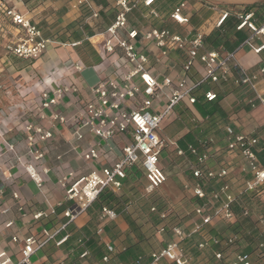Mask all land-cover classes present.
<instances>
[{
	"label": "crops",
	"instance_id": "1",
	"mask_svg": "<svg viewBox=\"0 0 264 264\" xmlns=\"http://www.w3.org/2000/svg\"><path fill=\"white\" fill-rule=\"evenodd\" d=\"M25 1L27 0H7V3L19 14L25 15L34 22L43 38L52 39L54 43L50 44L47 51L37 59H19L0 53V130L3 132V135H0V148L3 147L4 142L12 144L17 156H20L21 162L25 165L28 161L25 126L28 124L41 126L51 131L52 138L38 144V147L45 151L43 166L49 170L46 176L42 175L44 181L41 188L31 181L24 166L17 162L13 154L6 153L1 162L0 186L4 192V199L0 202V209L6 207L10 209L6 214H0V244L13 262H16L20 255L19 248L11 242V237L16 236L23 240L31 235H39L43 229L56 230L67 221L62 213L72 204L65 201L57 179L70 172L76 176H83L92 169L98 170L113 165L119 159L120 149L130 142L127 136L118 135L105 147L103 142L87 132L84 133L83 140L77 142L72 137L71 125L52 124L48 120L37 118V105L41 92L52 90L56 85L76 86L78 91L64 96L58 106L52 110L53 113L61 114L70 120L90 101L92 97L90 90L99 80L119 78L121 75V72L114 67L120 52L103 57L96 44L105 39L106 29L114 20L115 13L111 8L110 0H87L88 5L78 9L72 7L74 0H29L24 3ZM180 1L156 0L154 8L160 14L161 20L151 21V25L159 29L168 28L182 35L187 33L193 35L198 30L205 36L216 27L223 12L240 14L242 4L248 3V1L240 3L236 0H204L213 3L212 11L207 13L200 3L203 0H185L188 4L189 19L194 13L208 16L198 26H194L191 21L179 26L170 20L169 16ZM139 10L143 11L144 8L141 6ZM139 10H135L129 16V22L132 27L141 30L145 22L139 17ZM92 11L98 12V17L87 20ZM263 24L254 27L259 28ZM133 42L148 56L159 79L169 75L173 80L183 77H187L191 82L198 80L201 64L197 62L185 73L182 52L172 51L164 59L160 58L153 44L146 43L140 37ZM263 43V36L254 38L255 47ZM202 53L203 50H200L199 54ZM234 57L233 66L237 69L243 68L249 75L258 73L261 68L264 69V50L255 53L249 46L243 45L236 50ZM155 59L159 60L158 63H155ZM76 63L80 65L81 71L75 70ZM256 84L259 96L264 99V73L259 74ZM230 86L224 87L225 93L219 95L215 103L209 102L204 105L203 110L212 111L211 116L203 117L193 104L183 101L173 108L172 113L164 121L159 136L165 141V147L160 155L159 166L167 178L161 187L152 194H146L144 192L146 180L141 167L132 168L122 189L117 192L129 198L121 214L114 211L115 218L101 220L102 208H97L93 203L75 220L69 222L64 230L59 231L52 242L36 252L31 257L32 264H132L134 259L139 257H142V262H147L151 252L161 249L168 242L161 243V235L164 233L158 231L162 225L159 223L153 227L150 223L155 213V206L158 203L164 206L160 214L161 219L173 216L181 217L182 222H185L189 217H186L187 213L183 214L179 207L190 203L194 219L188 222L192 223L191 226L189 225L191 232L200 222L194 213V208L209 201L223 182L229 184L230 193L234 196L231 207L238 221L243 207L239 197L242 184L250 176L240 173L244 161L237 152L225 149L224 129L229 126L235 132L256 137L258 142L255 153L258 161L263 165L259 157L264 158V103H260L254 94L248 96L247 86ZM209 89L207 86L206 90ZM248 100H252V105ZM246 104H249L248 110L243 109ZM160 108L161 102L154 105V111ZM207 139L214 141L208 149L201 146V143ZM94 145L100 146L99 158L85 162L82 153L89 146ZM189 147L195 150L196 155L189 152ZM178 151L182 154L179 155ZM203 154L210 156L205 168L214 171L226 169L228 176L223 181L208 182L203 187L205 198L197 199L192 196L190 190L194 181L191 174L198 165L197 156ZM38 171L40 173L39 168ZM13 192L19 194L20 202L26 210L25 216H21L16 210L11 198ZM149 198H152L151 202ZM257 198L264 203V195ZM218 206L220 203L215 204V207ZM38 211L43 212L44 216L34 220L32 214ZM250 214L249 212L247 218L244 216L247 221H243L254 223ZM262 217H259V220ZM259 220H255V224L259 223ZM7 222H13V225L5 228L3 225ZM129 223L139 226L138 232H133ZM249 226L250 230L246 234L255 231L254 224ZM75 233L77 238L74 237ZM66 235H68L67 240L56 246L55 242ZM87 236H93L97 243L82 249ZM77 244H81L79 250L74 249ZM106 245H112L113 251L109 253ZM96 247H100L102 251L96 253ZM83 253H86V256L81 257ZM222 254L224 256V253ZM104 256L108 257L107 263L102 262Z\"/></svg>",
	"mask_w": 264,
	"mask_h": 264
},
{
	"label": "built area",
	"instance_id": "2",
	"mask_svg": "<svg viewBox=\"0 0 264 264\" xmlns=\"http://www.w3.org/2000/svg\"><path fill=\"white\" fill-rule=\"evenodd\" d=\"M236 1L244 3L250 0ZM155 2L156 0H110L111 8L114 9L115 13L114 20L106 29L105 39L96 44L99 46L103 57L120 52V57L114 67L121 72V75L119 78L99 80L91 88L92 97L82 111L76 113L70 120L52 111L64 96L75 94L78 91L76 86L56 85L52 90L41 92L37 105V118L48 120L52 124L71 125L72 137L75 141H82L84 133L87 132L103 142L105 147L118 135L127 136L130 142L120 149L119 159L111 166L102 167L98 170L92 169L83 176H76L72 172L60 176L57 179L58 187L62 190L65 201L72 204L62 213L67 221L56 230L43 229L39 235H31L23 240L16 236L11 237V242L19 248L20 258L16 262L12 261L8 252L0 244V264H32L31 257L52 242L59 231L64 230L69 222L75 220L78 215L92 205L103 190H109L113 193L119 192L129 172L136 166H140L143 171L146 180L144 187L146 194H152L161 187L167 177L159 166L160 155L165 147V141L160 138L159 132L164 121L178 103L183 101L190 105L195 103L193 89L197 86L222 82H232L234 85L241 84L247 86L260 103H264V99L257 92L256 84L259 74L264 73L263 68L258 73L251 75L243 68H238L240 76L233 78L231 75V67L237 49L247 45L255 53L264 50V43L258 47L253 44L255 37H264V24L255 28L253 24L248 23L251 14L246 15L238 29L246 24L251 30V34L235 51L224 53L210 51L199 54L203 48L204 39V34L200 31H195L193 35H189L190 33L182 35L168 28L159 29L151 25V21L161 20L160 14L154 8ZM85 5H88L87 0H74L72 7L78 9ZM141 6L144 8L143 11L139 10ZM135 10H139V17L145 22L141 30L132 27L129 22V16ZM228 14V12H223L216 26H219ZM0 15V39L6 55L19 59H37L47 51L50 44L54 43L52 39L43 38L37 25L10 7L7 1L0 2ZM97 17L98 12L92 11L87 20ZM169 19L179 26L187 24L189 22L187 4L185 2L179 3L170 14ZM138 37L146 43L153 44L158 50L160 58L165 59L172 51L182 52L184 56L183 71L185 73L199 62L201 71L198 80L191 82L187 77L173 80L169 75L159 79L148 56L141 52L133 42ZM158 61L155 59V63ZM74 68L81 71V67L77 63ZM204 98L211 102L216 99V94L207 90L204 92ZM158 102H161V108L154 111V105ZM248 103L252 105V100H248ZM24 131L26 132L28 161L23 165L20 156L16 154L15 147L4 142L3 147L0 148V166L6 153L13 154L17 162L24 166V170L31 181L38 188H41L44 181L43 176H46L49 170L43 166L45 151L39 148L38 144L50 140L52 133L41 126L31 124L25 126ZM224 133L225 149L230 152H237L244 161L240 173L250 176L243 181L240 194L264 195V166L260 164L255 153L257 138L243 132H235L229 126L225 127ZM0 135H3L1 130ZM213 144L212 139H207L201 143V146L208 149ZM188 149L191 154L196 155L194 149L191 147ZM100 154V146L94 145L89 146L81 156L85 162H92L97 160ZM178 154L181 155L182 152L178 151ZM209 158V154L197 156L198 165L192 170L191 175L194 181L190 190L192 196L197 199L205 198L203 187L208 182L223 181L228 176L226 169L221 168L214 171L205 168ZM11 198L18 213L25 216L26 210L20 202L19 194L13 192ZM3 199L4 192L0 186V202H3ZM233 201L234 196L230 193L229 184L223 182L209 201L194 208V213L201 222L200 226L213 227L218 223H234L236 216L231 207ZM216 203H220V206L215 207ZM9 209V207L0 209V214H6ZM51 212L54 213L53 210ZM101 213V220L113 219L116 216V213L108 208H102ZM248 213V210L243 209V216H247ZM42 216L44 214L41 211L32 214L34 220H39ZM163 217L164 215H162ZM259 223L264 224V217L259 220ZM12 225L13 222H7L3 226L10 228ZM200 226L196 225L193 233L197 232ZM100 232L101 230L98 231V233ZM158 232L163 233V228ZM187 236L188 234L181 227H173L171 239L165 246L151 252L147 262H142V259L138 258L136 264H188L189 258L180 244ZM67 238L68 235L64 236L55 242V245L60 246ZM209 240L221 247L233 242L232 238L227 240L210 238ZM209 240L202 241L198 248H205ZM106 249L110 253L113 251V246L106 245ZM214 255L217 259L223 258L221 252H215ZM84 256L86 253L81 255V257ZM102 262L107 263L108 257L104 256ZM230 264L252 263L247 256L237 254Z\"/></svg>",
	"mask_w": 264,
	"mask_h": 264
},
{
	"label": "trees",
	"instance_id": "3",
	"mask_svg": "<svg viewBox=\"0 0 264 264\" xmlns=\"http://www.w3.org/2000/svg\"><path fill=\"white\" fill-rule=\"evenodd\" d=\"M29 0L25 1L24 3H27ZM31 1V0H30ZM187 2L185 0H181L179 3ZM261 2V3H260ZM178 3V4H179ZM202 5V9H206V12L212 11V2L209 1H202L200 2ZM177 4V5H178ZM176 5V6H177ZM188 5V4H187ZM175 6V7H176ZM236 6V5H235ZM243 8L241 10V17L240 15L236 13H229L226 18L220 23L219 26L214 28L208 35L204 36L203 39V45L205 46L203 52H210V51H219L220 53L224 52H232L235 51L239 46H241L245 40L249 37L251 34V30L249 27L244 24L243 27L238 29L239 25L243 23V18L246 15L251 14V17L248 20V23L253 24V26H259L260 24L264 23V1L261 0H251L248 1L246 4H242ZM174 10V9H173ZM188 10V9H187ZM188 12V11H187ZM208 15L202 16L200 13L197 15L194 13L193 16L189 19V22L194 26H198L201 24V21L203 19H206ZM238 74V75H237ZM231 75L233 78H238L240 76L239 70L232 66L231 67ZM231 78V79H233ZM227 85L235 86V87H243V85H234L232 82H222L219 84H203L200 86H197L196 88L193 89V96L195 98V103L193 104L195 109L203 115V117L211 116L212 111H205L203 110L206 105V103H209L207 100L204 98V92L207 91L206 88L207 86L210 88L209 90L213 91L216 94V99L214 101H211L212 103H215L216 100L219 99V95L224 94L225 90L219 89L221 86L225 87ZM230 86V87H231ZM248 96L252 94L251 90L247 92ZM247 97V96H246ZM203 100V101H202ZM204 107V108H203ZM243 109L248 110L249 109V104L244 105ZM254 137V136H252ZM256 138V137H255ZM264 149V148H263ZM261 163L264 165V158L259 157ZM241 198V202L244 204L249 203L253 198H257L258 196L256 195H248V194H240L239 196ZM261 201V200H260ZM258 201L256 200L257 205L259 204L262 212V216H264V203L263 201ZM129 202V198H127L124 194H118V193H113L109 190H103L94 204L96 205L97 208H108L110 210L115 211L117 214H121L123 210L125 209L126 205ZM157 206H159L157 208ZM164 206L161 203H158L155 206V213L153 214L152 218L150 219V223L152 224L153 227L159 225V223L162 225V228L165 233H171V228L168 225V222L175 220L176 218L173 216H166L164 219H161L160 214L163 211ZM243 209H246L245 207L241 208V212ZM248 210V209H247ZM249 212V210H248ZM249 214V213H248ZM242 215V214H241ZM247 218V216H246ZM169 219V220H168ZM201 222L197 223L196 225L200 226ZM195 225V226H196ZM261 225V224H260ZM129 226L133 232L136 233L139 230V226H135L133 223H129ZM194 226V227H195ZM263 226V225H262ZM194 227L191 232H188V236L181 241V246L184 248V250L188 247H190V252L193 253L194 258H199L202 255V251L206 249H210L211 254H212V259L215 257V252H221L224 253L226 247L232 246V245H240L243 244L244 248L243 250L239 253L241 255L247 256L248 260L252 264H259V260H262L264 258V231H259L257 227L255 228V231L251 232L250 234H246L241 232L242 230V225L238 221L232 223V224H223L219 226V228H215L214 226H200L199 230L195 233H193ZM72 230V229H71ZM73 231V230H72ZM163 232V233H164ZM260 232V235L258 236V233ZM242 236V242L240 241ZM257 237L256 239L254 237ZM74 237L77 238L76 233L74 234ZM195 238L197 241L195 242ZM212 238H217L218 240H227L232 238L233 242L230 244H227L226 246H220L216 245L212 242V240L209 239ZM74 240V239H73ZM72 240V241H73ZM209 240L206 249L201 250L198 248V245L202 241ZM97 243V240L93 236H87L86 239H84L83 242V247H81V244H77V246H74L75 250H79L81 247L82 249L88 246H93L94 244ZM224 247V248H223ZM95 252L98 253L101 250L100 247L95 248ZM186 249V250H187ZM185 250V252H186ZM187 250V251H188ZM83 251V250H81ZM258 251L256 254L257 257H259L257 260H252V256L255 254V252ZM187 257L189 256L188 253L186 252ZM190 257V256H189ZM188 257V258H189ZM142 258V257H139ZM203 258V257H202ZM201 259V258H200ZM211 259V260H212ZM138 261V258L134 259L132 264H136Z\"/></svg>",
	"mask_w": 264,
	"mask_h": 264
},
{
	"label": "rangeland",
	"instance_id": "4",
	"mask_svg": "<svg viewBox=\"0 0 264 264\" xmlns=\"http://www.w3.org/2000/svg\"><path fill=\"white\" fill-rule=\"evenodd\" d=\"M4 1H7V0H0V2H4ZM0 17H1V15H0ZM204 48H205V46L203 45L202 50H204ZM0 53L5 54L3 47H2V40L1 39H0ZM219 89L224 90V87L221 86ZM148 200L152 201V198L151 199L149 198ZM256 200L260 201L258 198H256V199L253 198L249 203H247V204L242 203V205H243V207L246 208V210L247 209L249 210V212L251 213L250 218H251V220H253L254 223H251L250 221H248V222L251 225L254 224L257 227V229L264 231V224H261V225L259 223L255 224V220H259V217H262L261 208H260L259 204L257 205ZM144 201L146 202V200H144ZM179 210H181V212L183 214L187 213V215H185V216L189 217V219L185 220V222L184 221L182 222V219H180L181 217L180 218L175 217L176 219L168 222V225L171 228L172 227H181L184 230V232L186 234H188V232L190 231L189 225L191 226V224H192V223H188V222L189 221L191 222V220L193 219V215H192L193 212L191 211V204L187 203V205H184L183 207H179ZM243 220H246V218L242 215L239 216L238 222L241 223V225L243 226V228L241 230L242 234H243V232L246 233L247 231L249 232V230H250V226H249L250 224L246 222L247 220L246 221H243ZM193 221H194V219H193ZM184 224H186V225H184ZM223 224H226V223H218V224L214 225V227L219 228V226H221ZM227 224H229V223H227ZM154 236H155V234H154ZM161 237H162L161 243H164V242L169 241L171 239V233H169V232L165 233L164 232V234H162ZM240 237H241L240 241L242 242V240H243L242 236H240ZM254 238L256 239L257 237L255 236ZM196 241H197V239L195 238V242ZM158 244H159V246H161L160 243H158ZM206 248H208V247H206ZM206 248H202L201 250H204ZM243 248H244L243 244H241V246L240 245L239 246L238 245H235V246L232 245V246L226 247L225 252H224V256L222 259H217L215 257H214V259H212V254H211L210 249H206V250L202 251V255L199 258L198 257L194 258L193 253H191L189 251L190 247H188L189 250L186 248L188 251L186 249L185 250L188 253V255L190 256V257L188 256L189 257V263L188 264H230L231 262H233L235 256L243 250ZM257 253H258V251H256L255 254L252 256L253 257L252 260H254V258H255V260H257L259 258L256 256ZM259 264H264V258L262 260H259Z\"/></svg>",
	"mask_w": 264,
	"mask_h": 264
}]
</instances>
